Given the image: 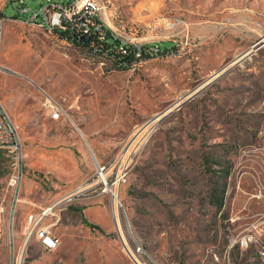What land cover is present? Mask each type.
Listing matches in <instances>:
<instances>
[{
	"label": "rangeland",
	"instance_id": "rangeland-1",
	"mask_svg": "<svg viewBox=\"0 0 264 264\" xmlns=\"http://www.w3.org/2000/svg\"><path fill=\"white\" fill-rule=\"evenodd\" d=\"M46 1L0 0V100L25 165L14 245L0 149V264H264V0H101L126 40L175 43L130 67L22 17ZM97 163L125 173L117 212ZM81 185L47 218L59 245L37 223L25 247L27 215Z\"/></svg>",
	"mask_w": 264,
	"mask_h": 264
},
{
	"label": "built area",
	"instance_id": "built-area-1",
	"mask_svg": "<svg viewBox=\"0 0 264 264\" xmlns=\"http://www.w3.org/2000/svg\"><path fill=\"white\" fill-rule=\"evenodd\" d=\"M24 3V0H20ZM105 6L101 0H47L40 6L32 10V14L28 20L32 24H40L45 26L52 34L59 35L66 43H74V47L85 48L91 52H106L113 53V61L120 67L133 66L139 59L140 44L132 43L126 40L121 33L111 27V23L104 16ZM21 12L27 11V8L21 6ZM4 19L0 18V44ZM87 35L88 40L82 41L81 37ZM113 36L118 40L115 48H105L104 42ZM149 52L157 51L158 47H149ZM119 55V57L117 56ZM45 106L50 111L52 118L59 119L67 111L63 106L53 97L46 95ZM0 149L7 151L11 157L10 171L7 178V192L9 194L10 211L9 222L11 226L13 242L15 245L16 233L13 230V221H16V211L19 206L22 196V185L25 178V165L22 151V143L18 133V128L11 118L8 111L3 106L0 100ZM108 165H101L97 163V172L99 175V182L105 188L113 186V198L117 196V186L124 181L125 173L120 170L111 180L112 173H108ZM106 174L105 177L103 174ZM85 190H88L86 185H81L74 191L69 192L66 197L60 198L54 204H48L36 212H30L27 215L25 223V238L23 241L24 246L31 241L32 235L35 231L37 223H48V217H55L57 214L58 206L67 200H73L76 196ZM2 210V207H0ZM52 225L48 223V230L41 240L42 245H51L57 235L52 233ZM11 264H20L18 261H13Z\"/></svg>",
	"mask_w": 264,
	"mask_h": 264
},
{
	"label": "trees",
	"instance_id": "trees-1",
	"mask_svg": "<svg viewBox=\"0 0 264 264\" xmlns=\"http://www.w3.org/2000/svg\"><path fill=\"white\" fill-rule=\"evenodd\" d=\"M18 18L20 16H17ZM22 17H25V18H28L29 16H27L26 14ZM118 44V40L115 39L113 36H109V38L104 42V47L105 48H115L116 45ZM155 46L158 47V50L157 51H151L149 52V45L145 44V45H141L140 47V55L137 57V59H140L141 57H144V56H150L151 54H158L160 52H165V51H168L169 49H173L174 46H175V43H173V41H161V42H158V43H155L154 44ZM94 53H97L98 55H103L104 52H94ZM109 54L110 56L113 57V53H107ZM119 57V55H117ZM1 159H0V175H1ZM224 192H225V188L222 187L220 189V200L218 201V206H221L222 205V201H223V196H224ZM90 224V223H89ZM91 226H94L92 224H90Z\"/></svg>",
	"mask_w": 264,
	"mask_h": 264
},
{
	"label": "bare ground",
	"instance_id": "bare-ground-1",
	"mask_svg": "<svg viewBox=\"0 0 264 264\" xmlns=\"http://www.w3.org/2000/svg\"><path fill=\"white\" fill-rule=\"evenodd\" d=\"M35 25H37V26H39V27H41V28H44L45 30H48V29H47L45 26H43V25H40V24H35ZM48 31H49V30H48ZM50 33H51V32H50ZM156 124H157V119H154V120H152V121H149V122H148L146 125H144L141 129H139V131L137 132V134H140V133H141V138H140V140L138 141V145L144 143V142L147 140V138H148V136H149L151 130L155 127ZM146 126H147V127H146ZM135 152H136V150H135ZM103 175H104L105 177H107L105 173H104ZM107 189H108V190H113L114 188H113V186H112L111 189H110L109 187H108ZM68 194H69V193L65 194L64 197H66ZM116 194H117V196H115V197L113 198V200H114V204L116 205V207L113 208L114 212H117V211H118V210H117V206L121 205L118 191L116 192ZM54 203H55V202H54ZM54 203H52V204H54ZM115 217H116V216H115ZM44 233H45V232H41V234H40V235H41L40 238L43 239V237H44V236H43ZM59 242H60V239H59V238H54V239L51 241V245H45V246H46L47 248H50V249H55V248L59 245Z\"/></svg>",
	"mask_w": 264,
	"mask_h": 264
},
{
	"label": "water",
	"instance_id": "water-1",
	"mask_svg": "<svg viewBox=\"0 0 264 264\" xmlns=\"http://www.w3.org/2000/svg\"><path fill=\"white\" fill-rule=\"evenodd\" d=\"M81 39H82V41H87V40H88V37H87V35H83V36L81 37ZM262 44H263V42H259V43H257V47H261ZM244 57H245L244 55H241V56L239 57V60L242 59V58H244ZM220 72H221V71L216 72L213 76H218V75L220 74ZM213 76H212V77H213ZM197 90L199 91V89H196V90L192 91L191 93H189V94H190V97L194 96V95L197 93ZM181 100H182V99H181ZM181 100L177 101V103L180 104V101H181ZM187 100H188V99H186V101H187ZM184 102H185V101H184ZM170 111H172L171 108H169L168 110H165L164 112L160 113L159 115H157L156 118H160V120H161V118H163V116H165V115H163V113H164V114H167V112L169 113ZM154 119H155V118H154ZM91 151H92V150H91Z\"/></svg>",
	"mask_w": 264,
	"mask_h": 264
},
{
	"label": "crops",
	"instance_id": "crops-1",
	"mask_svg": "<svg viewBox=\"0 0 264 264\" xmlns=\"http://www.w3.org/2000/svg\"><path fill=\"white\" fill-rule=\"evenodd\" d=\"M104 16L107 18V20L111 23V18L110 15L106 12V10L104 9Z\"/></svg>",
	"mask_w": 264,
	"mask_h": 264
}]
</instances>
